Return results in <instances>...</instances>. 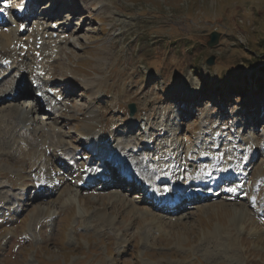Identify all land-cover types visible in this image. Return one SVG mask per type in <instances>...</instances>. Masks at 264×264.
I'll list each match as a JSON object with an SVG mask.
<instances>
[{
  "label": "rangeland",
  "instance_id": "rangeland-1",
  "mask_svg": "<svg viewBox=\"0 0 264 264\" xmlns=\"http://www.w3.org/2000/svg\"><path fill=\"white\" fill-rule=\"evenodd\" d=\"M48 3L42 7L51 4L48 11L55 17L42 27L60 25L54 34L46 29L43 35L55 42L49 47L58 53L48 63L51 80L66 79L73 97L63 107L64 116L36 114L49 127H59L56 140L79 149V133L112 140L132 127L138 138L155 139L153 146L172 140L186 153L195 146L225 160L237 145L226 128L231 117L240 123L242 140L259 148L256 142L264 136V0ZM213 31L219 39L209 46ZM27 79L33 78L23 77L20 89ZM17 102L26 106L24 100ZM130 103L136 106L133 115ZM9 104L0 102L1 122ZM203 115L208 125L200 124ZM1 132L2 147L9 151L2 152L0 145V264H264L261 202L257 206L247 198L235 204L220 197L170 215L123 188H79L72 179L41 188L35 180L39 160L56 167L51 159L57 150L47 143L36 153L25 140L8 148ZM31 137L33 143L38 133ZM124 140L132 142L124 138L117 145L129 147L121 144ZM259 152L247 184L256 185L260 177L253 193L264 198V149ZM244 205L248 214L242 217L235 208Z\"/></svg>",
  "mask_w": 264,
  "mask_h": 264
},
{
  "label": "bare ground",
  "instance_id": "bare-ground-1",
  "mask_svg": "<svg viewBox=\"0 0 264 264\" xmlns=\"http://www.w3.org/2000/svg\"><path fill=\"white\" fill-rule=\"evenodd\" d=\"M45 7H47V6H45ZM19 25L20 24H18L17 28L14 29V30H11V29L9 30L8 28H4V26H0V41L2 42L1 44H2V49H3V50H1L2 54H0V61H1L0 63L2 64V62L5 61V59L12 58L14 60L13 64L17 63V65H18V67H16L14 71H11V72L8 73L7 78L8 79L10 78V80L6 81L7 83L5 82V84H3V86L2 85L0 86V99H2V100L5 98V96H7V95L11 94L12 92H15L16 90L20 89L18 87V83L22 80L23 77L29 76V77H31L33 79L36 78L35 82L39 81V78L34 76V74L36 72V68L38 67V63H36V65H34V66L32 64L29 66V65H27V63H29V61L31 62L30 59L28 61L26 60V61H24L22 63H19V58L15 59V55L12 56V53H14V51H11V49H15L16 52H17V44L16 43L19 41V38H17ZM35 43L36 42L31 43L32 45L30 44L29 41H28V43H26V45H29L30 49L32 50L29 53V55L31 56L32 59L39 58V57H37L39 55V53L41 55H44L45 54L44 51L49 50L47 48L48 45L47 46L45 45L44 48L40 47V46H37L36 48L38 50L34 51L33 48H34V46H36ZM41 49H42V51H41ZM23 50L24 49H20V53ZM8 52H11V53L8 55L7 54ZM20 53H17V54H20ZM51 53H52L51 54V56H52L54 54V50H52ZM3 56H6V58L3 59ZM25 58L26 57H24V59ZM6 70H8V68L3 69L2 73H0V74H4L5 72H7ZM16 70H18V72H16ZM12 73L14 75V79L11 78V74ZM17 74H19V75H17ZM28 80L29 79L25 80V82H23V83H25L26 88H28L29 90H32L33 89L32 88L33 85H32V87H29ZM32 80H31V82H32ZM46 87H47V84L43 83L42 86L39 87V88H43V89L46 90ZM37 90L38 89H36V91ZM46 95H47L48 99H50L49 98V94L46 93ZM53 97H52V99H53ZM15 102H16V104H13ZM15 102H11V104H9V106L7 107L9 110L6 107L3 108V109L6 108V110L3 111L4 114H6V117L3 118V122H1L2 120L0 121V123H3V124H0V127H1L0 131H2L1 133L4 132V137L1 138V140H8V141H5V144L8 143L7 147L10 148L9 144L14 146L15 144L17 145V143L20 140H25L31 146L30 148L34 149L36 151V153H37L40 150L41 146L46 145L47 143H49L50 144L49 146L53 147L55 150H58V152H59V148H60V153L56 152V153L53 154V157H52L53 160L61 159V160H67L69 162L71 160V158L68 155L69 154V150H70V147H69L68 143L65 141V139H64V141L66 143L63 142V140H61L60 138L57 139V140L55 139L56 138V136L54 134L55 131H56L57 134L61 135V132L58 130L59 127H57V128L55 126L49 127L46 124V122H44V119L42 120V119H39V118H37V119L32 118V115L37 114V111H38V110H36V111L33 110L35 107H29L28 108L26 106L20 105L19 102H17V100ZM57 103L58 102L55 101V105H53V101H50V100L48 101L46 106H52V108H53L52 109L53 111H51L50 114H53V115L56 114L57 115V113H60V111H57V107H58ZM4 114H2L1 116H3ZM56 117H59V116H56ZM40 120H41V122H40ZM35 123L36 124L40 123L39 127H37V128H36V126L33 127V124H35ZM52 123H54V122H52ZM57 126H59L58 123H57ZM36 132L38 133V139L37 138H33V143H35V145H34L32 143V140H31L32 137L31 136H32V134H34ZM8 133H9V135H8ZM81 134H84V133H81ZM86 134H87V135H85L86 141L87 140L88 141H94L93 139H94V136H96V133L92 132V134H91L89 131H87ZM42 135H46V136L50 135V137H52L53 140H50V139H47V138H39V137H42ZM6 137H8V139ZM130 143H131L130 140L121 141L122 145L123 144L124 145H129ZM0 145L2 147L1 142H0ZM35 147H38V148L36 149ZM1 150H2V152H7V153L9 151V150H5L3 147H2ZM136 156H138V155H136ZM145 160H147V159L146 158L143 159V157L141 159H138V161L140 163H142V165H139V166L134 168L139 175H144L147 178L145 180H149V181H152V182L164 181L165 183H169L167 188L170 189V190L172 189V193H173V191L175 192V191L179 190L178 186L182 187V186L187 185V181L186 180H184V181H186L185 183H183L184 181L179 183V180H178V182L173 184L169 177H167L166 175H164L162 177V175L159 174L157 172V170H155V169L153 170L152 166L148 167V163H145ZM40 164L42 165L41 168H44V176L46 177V181L50 182V183H53L55 181V179L50 177V176H48L49 174H52V171L49 168H47L48 166H45V164L50 165V162L47 161V160H42V162ZM90 171H93V169L90 170ZM90 171L89 170L85 171L86 173H84V175L85 176L89 175ZM58 172H60L59 169H58V171H57V173L55 175V178H56L57 181L61 177L60 176L61 173H58ZM222 172L227 174V175L233 173L232 170H230V169H225L224 171H221V173ZM151 173L158 174L155 177L156 180H152V178L150 177ZM95 174H96V172L93 175H95ZM199 174L202 175L201 177H204V176L207 175L205 172H202L201 170L199 171ZM19 175L22 176V177L25 176L22 172L19 173ZM194 175L198 177L196 172H194ZM42 179H44V177ZM196 180L198 181V178H196ZM229 203H235V202H229ZM207 207H209L208 204H207ZM235 209H236L237 212L238 211L241 212L242 217L247 216V214H248V212H247L248 209L246 208V205L242 206L241 208H237L236 207ZM47 213H51L50 210H48Z\"/></svg>",
  "mask_w": 264,
  "mask_h": 264
},
{
  "label": "water",
  "instance_id": "water-1",
  "mask_svg": "<svg viewBox=\"0 0 264 264\" xmlns=\"http://www.w3.org/2000/svg\"><path fill=\"white\" fill-rule=\"evenodd\" d=\"M218 39H219V33L217 31H214L210 34V41L208 42L209 45L213 46L215 45L217 42H218ZM214 59L215 57L214 56H211L210 58H208V63L209 64H213L214 63ZM131 108V112L134 113L135 112V105L132 104L130 106Z\"/></svg>",
  "mask_w": 264,
  "mask_h": 264
}]
</instances>
